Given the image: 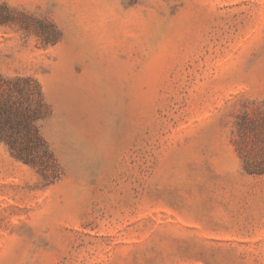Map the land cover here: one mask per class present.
<instances>
[{
	"label": "rangeland",
	"instance_id": "1",
	"mask_svg": "<svg viewBox=\"0 0 264 264\" xmlns=\"http://www.w3.org/2000/svg\"><path fill=\"white\" fill-rule=\"evenodd\" d=\"M27 114L0 264H264V0H0Z\"/></svg>",
	"mask_w": 264,
	"mask_h": 264
},
{
	"label": "trees",
	"instance_id": "2",
	"mask_svg": "<svg viewBox=\"0 0 264 264\" xmlns=\"http://www.w3.org/2000/svg\"><path fill=\"white\" fill-rule=\"evenodd\" d=\"M35 114H27V115H22L20 117H17L15 119V121L11 124H9V128H8V133L1 135L0 138L5 139L9 144H13L14 141V137L15 134L19 132V127L20 125L23 127H27V130L29 131L30 135L32 136V140H34V142H39L41 143V138L38 134L37 129L33 126V121L35 119ZM5 122L9 123L10 122V117L7 116L5 117Z\"/></svg>",
	"mask_w": 264,
	"mask_h": 264
}]
</instances>
